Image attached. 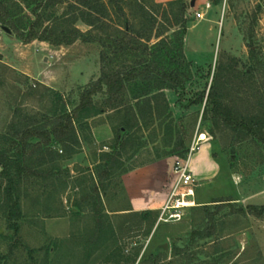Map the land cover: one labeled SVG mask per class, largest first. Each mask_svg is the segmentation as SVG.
Masks as SVG:
<instances>
[{"label": "rangeland", "instance_id": "374dc122", "mask_svg": "<svg viewBox=\"0 0 264 264\" xmlns=\"http://www.w3.org/2000/svg\"><path fill=\"white\" fill-rule=\"evenodd\" d=\"M168 1L145 0L158 30L168 26L171 9L178 10ZM183 1L182 51L190 65L185 90L163 89L167 115L134 133L135 145L127 144L124 150L114 141L112 125L119 119L105 104V91L95 95L100 114L76 123V153L58 161L54 175L45 180L36 175L16 179L20 213L14 217L5 193L8 179L0 173V264H143L145 259L144 264H264V143L224 123L210 132L200 125L205 101L199 99L216 82L233 108L244 114L264 110V0H220L217 5L214 0ZM38 2L24 5V11L31 14ZM78 2L53 1L37 10L43 22L38 30L63 13L84 11ZM196 11L204 17H196ZM124 12L138 32L150 33L141 9L125 6ZM29 16L32 21L34 16ZM125 18L113 14L106 21L116 27ZM75 25L89 29L81 20ZM113 31L93 32L95 42L78 39L53 45L36 39L25 43L0 28V152L15 153L9 136L15 116L41 118L78 103L81 90L100 76L99 38ZM175 31L167 29L165 35L174 39ZM138 59L123 54L113 67ZM133 95L128 88L126 102L134 104ZM99 127L103 130L95 134ZM194 143L202 149L192 158L210 149L214 169L202 173V179L194 175L195 205L185 209L180 221L157 223L174 179L172 165L184 158L185 149L188 155ZM53 149L62 152L59 145ZM103 152L119 153L121 165L104 186L95 188ZM37 156L28 162L36 170ZM8 168L15 174L14 167ZM143 210L155 212L153 224V215L141 220ZM157 255L161 261L155 260Z\"/></svg>", "mask_w": 264, "mask_h": 264}, {"label": "trees", "instance_id": "16d2710c", "mask_svg": "<svg viewBox=\"0 0 264 264\" xmlns=\"http://www.w3.org/2000/svg\"><path fill=\"white\" fill-rule=\"evenodd\" d=\"M38 2L31 14L24 11V5ZM63 0H0V28L7 27L19 39L25 43L32 40L47 41L53 45L71 44L75 40L81 39L85 42L97 41V35L93 32L114 30L105 39L99 38L102 46L100 52V76L88 86L84 87L79 95V101L71 110L58 108L52 114H44L41 118L28 114L18 117L16 123H12L9 131L11 138V148L15 149L14 154L8 151L0 152L1 174L7 177L5 189L6 198L10 203V217L20 213L18 191L14 189L16 179L20 180L24 176L36 175L45 180L54 175L58 166V161L75 154L80 146L76 123L87 121L98 114L95 110L94 96L105 91L107 98L104 101L110 105L113 115L117 117L118 124L112 125L114 141L120 143L119 150L127 148V144L135 145L136 138H132L134 133L148 127L155 120L166 116L169 110L167 99L163 89L185 90L186 73L189 72L190 65L186 61L183 53V37L186 31L184 15L187 4L183 0H171L167 5L178 8L175 12L171 9V21L168 26L158 30L154 14L147 12L145 0H79V4L86 9L78 15L68 13L61 14L56 18L55 23L46 26L42 30L38 27L43 25L42 14L37 10L48 8L52 2ZM215 5L220 0L213 1ZM74 4L70 3L71 7ZM138 7L142 10L144 17L151 24L150 33L142 34L135 29V26L125 18L124 7ZM116 15L124 17L125 21L121 26L109 25L106 17ZM29 15L34 16L33 20ZM121 15V16H119ZM28 21V25L25 21ZM81 20L89 29L80 30L76 21ZM26 23V24H25ZM63 26H66L63 28ZM178 30L175 31V27ZM27 27V28H25ZM175 28V29H174ZM167 29L176 32L174 39L166 36ZM153 30L156 32L153 34ZM93 33V35H92ZM100 33V32H99ZM153 34V36H152ZM157 39L150 43L152 39ZM133 53L138 60H133L129 64L124 63L118 67H113L114 59L123 54ZM214 81V79H213ZM130 88L134 95V104L126 102V91ZM224 94L213 82L207 92L200 94V100L205 101L200 125H206L212 132L219 123H224L234 130L240 131L244 136H250L264 143V110L244 114L233 108L223 100ZM170 113V112H169ZM170 117V114H168ZM134 131V132H133ZM55 145L61 146L62 152L54 150ZM183 150V143H180ZM28 150L30 154L27 155ZM182 152L186 156L187 149ZM37 156V170L30 168L28 162L32 160L34 153ZM119 153L103 152L100 160L104 163L103 169L98 174V186H104L114 168L121 164L117 161ZM8 164L14 167L15 174H11ZM45 165L48 167L45 168ZM44 167V168H43ZM94 188V189H95ZM87 201L86 198L83 199ZM81 207V203H78ZM153 210H143L138 215L141 220L150 219L153 215L152 224L156 219ZM17 230L16 223L13 224ZM150 230L148 231V233ZM155 260L161 261L160 255ZM141 263H147L146 259Z\"/></svg>", "mask_w": 264, "mask_h": 264}, {"label": "built area", "instance_id": "2783aa9c", "mask_svg": "<svg viewBox=\"0 0 264 264\" xmlns=\"http://www.w3.org/2000/svg\"><path fill=\"white\" fill-rule=\"evenodd\" d=\"M210 8V3L205 4V9ZM196 17L203 18L204 13L196 11ZM200 141V139H199ZM198 144L194 143L189 150L188 155L178 159L172 165L174 179L170 190L163 204L160 206L158 222H177L184 216L185 209L195 205V183L196 179L190 168V158L196 150Z\"/></svg>", "mask_w": 264, "mask_h": 264}, {"label": "crops", "instance_id": "0c3cea01", "mask_svg": "<svg viewBox=\"0 0 264 264\" xmlns=\"http://www.w3.org/2000/svg\"><path fill=\"white\" fill-rule=\"evenodd\" d=\"M197 6V4H196ZM103 130V128L101 129V127L93 130V132L96 134V132H99ZM202 148L200 147L198 150H201ZM193 156H191L190 158V168L191 171L193 172V175H195L197 178L202 179L201 174L208 172V169H211L210 167L213 165H215V162L213 161L212 157H211V150H207V152H201L199 153L197 156H195V158H192ZM201 161V162H200ZM214 169V167H213ZM171 174V173H170ZM207 174V173H205ZM194 176V177H195ZM198 186V184H197ZM196 197V196H195Z\"/></svg>", "mask_w": 264, "mask_h": 264}, {"label": "water", "instance_id": "95a60500", "mask_svg": "<svg viewBox=\"0 0 264 264\" xmlns=\"http://www.w3.org/2000/svg\"><path fill=\"white\" fill-rule=\"evenodd\" d=\"M191 5H194V1L191 2ZM3 30L7 33H10V30L7 27H3ZM170 161L173 162V159H171ZM163 247L166 248L167 245L165 244Z\"/></svg>", "mask_w": 264, "mask_h": 264}]
</instances>
